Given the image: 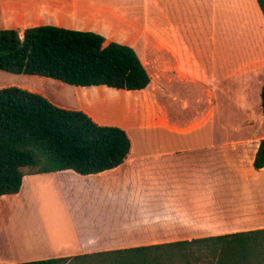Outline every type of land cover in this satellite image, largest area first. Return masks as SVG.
Listing matches in <instances>:
<instances>
[{"label":"crops","instance_id":"0c3cea01","mask_svg":"<svg viewBox=\"0 0 264 264\" xmlns=\"http://www.w3.org/2000/svg\"><path fill=\"white\" fill-rule=\"evenodd\" d=\"M142 5L138 11L98 0H0V30L95 32L132 47L151 76L141 91L38 76L17 86L123 129L131 151L121 166L96 175H26L19 194L0 197V264L264 229V168L254 167L264 140V16L257 1ZM232 82L243 91L240 102L227 96ZM55 182L90 200L65 206L69 215L58 218L65 224L53 220L48 231L42 218L25 225L14 216L29 189ZM9 209L16 220L2 216Z\"/></svg>","mask_w":264,"mask_h":264},{"label":"trees","instance_id":"16d2710c","mask_svg":"<svg viewBox=\"0 0 264 264\" xmlns=\"http://www.w3.org/2000/svg\"><path fill=\"white\" fill-rule=\"evenodd\" d=\"M256 1L264 16V0ZM0 71L125 91L151 83L132 47L51 25L0 30ZM261 104L264 114V85ZM130 151L123 129L98 125L85 112L60 108L39 93L0 89V197L19 194L26 175H96L121 166ZM254 167L264 168V140ZM17 264H264V229Z\"/></svg>","mask_w":264,"mask_h":264},{"label":"rangeland","instance_id":"374dc122","mask_svg":"<svg viewBox=\"0 0 264 264\" xmlns=\"http://www.w3.org/2000/svg\"><path fill=\"white\" fill-rule=\"evenodd\" d=\"M100 3H107L109 6L118 8L120 10H138L141 11L143 9L142 1L143 0H98ZM248 9L250 11H256L253 3L247 4ZM256 13V12H255ZM261 23V22H260ZM111 35L113 34V29L110 31ZM26 75H14L4 71H0V89L4 87L10 86H19L27 80ZM41 78V77H40ZM235 82V81H234ZM229 83L227 86L228 92L227 96L231 98L233 102H240L243 97V91L237 90L236 86H233L235 83ZM240 82V81H239ZM254 88H252V91ZM56 183V182H55ZM57 184V183H56ZM86 192H82L81 190H69L66 189L63 185L57 184V186H38L35 191L28 190L20 199L21 204L20 207H17L15 215L19 220L24 222L25 225H29L34 221L42 218V226L44 224H48L47 231L49 230V222L57 221L65 224L64 219H58L60 217H66L69 215V211L65 206H70L71 204H81L82 202H86L90 200ZM12 209L5 210L2 216L5 217V220L10 221L13 219ZM12 218V219H11ZM17 218H14L15 220ZM13 219V221H14ZM47 222V223H46ZM10 222H8L9 224ZM40 224V223H39ZM5 226V225H4ZM11 225H8V227ZM42 226H40L42 228ZM30 226L24 227V229H20V232L29 230ZM43 229V228H42ZM39 232V231H38ZM37 232V234H38ZM42 235L44 234L42 230Z\"/></svg>","mask_w":264,"mask_h":264},{"label":"bare ground","instance_id":"6f19581e","mask_svg":"<svg viewBox=\"0 0 264 264\" xmlns=\"http://www.w3.org/2000/svg\"><path fill=\"white\" fill-rule=\"evenodd\" d=\"M43 236H45V235L43 234Z\"/></svg>","mask_w":264,"mask_h":264}]
</instances>
